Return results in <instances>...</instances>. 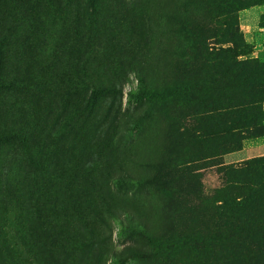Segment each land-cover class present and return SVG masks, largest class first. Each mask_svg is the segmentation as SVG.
<instances>
[{
    "label": "rangeland",
    "instance_id": "rangeland-1",
    "mask_svg": "<svg viewBox=\"0 0 264 264\" xmlns=\"http://www.w3.org/2000/svg\"><path fill=\"white\" fill-rule=\"evenodd\" d=\"M3 38L0 264L264 262L214 196L264 134L204 115L264 100V0H0Z\"/></svg>",
    "mask_w": 264,
    "mask_h": 264
},
{
    "label": "trees",
    "instance_id": "trees-1",
    "mask_svg": "<svg viewBox=\"0 0 264 264\" xmlns=\"http://www.w3.org/2000/svg\"><path fill=\"white\" fill-rule=\"evenodd\" d=\"M233 18H229V25ZM3 43V44H2ZM214 55L216 52L205 54ZM4 38L0 39V85H2L3 70L5 66ZM264 100L254 99L252 96L222 99L209 103L204 111L210 129L206 135L210 140L217 138L219 141L213 144L210 142L209 150L217 149L219 145L232 143L239 145L243 136H259L264 134V112L259 103ZM15 141L22 143L21 138ZM222 141L221 144L219 142ZM216 156L215 158H217ZM33 173H36L39 164H31ZM221 185L214 192L220 205L215 208L220 216L234 218L235 215L247 222L238 226L239 233L235 232L238 238L247 241L254 249L257 257V246L264 245V156L250 159L239 166H223L219 171ZM231 231V230H229ZM139 256L135 254L134 256ZM141 255V254H140ZM251 261V260H250ZM253 264H264L263 261H253Z\"/></svg>",
    "mask_w": 264,
    "mask_h": 264
},
{
    "label": "crops",
    "instance_id": "crops-1",
    "mask_svg": "<svg viewBox=\"0 0 264 264\" xmlns=\"http://www.w3.org/2000/svg\"><path fill=\"white\" fill-rule=\"evenodd\" d=\"M237 157H235V158H232V159H236ZM240 158V156H238V159Z\"/></svg>",
    "mask_w": 264,
    "mask_h": 264
}]
</instances>
